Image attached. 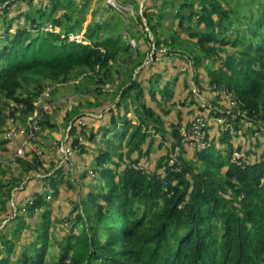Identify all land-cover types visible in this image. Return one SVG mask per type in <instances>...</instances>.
<instances>
[{
  "label": "trees",
  "instance_id": "trees-1",
  "mask_svg": "<svg viewBox=\"0 0 264 264\" xmlns=\"http://www.w3.org/2000/svg\"><path fill=\"white\" fill-rule=\"evenodd\" d=\"M18 1L3 0L0 6V133L17 112L26 116L33 111L34 97L46 81H66L87 71L108 77L121 53L129 55L128 65L140 58L137 45L110 33L117 28L112 23L89 22L81 42L71 39L84 18L72 20L64 13L68 2L39 0L32 11L7 14ZM115 1L134 7L130 0ZM256 6L258 11H253ZM108 8L115 19L122 15L116 7ZM124 15L128 21L130 15ZM19 17L24 21L15 22ZM143 18L153 40L144 30L137 41L143 38L149 49L153 45L151 62L120 91L116 112L103 114L96 129L80 131L90 145L78 136L66 145L79 155L92 150V169L88 172L89 165H82L79 170L81 179H94L90 186L81 185L73 206L81 230L68 233L51 264H264V151L257 158L234 157V149L250 153L264 141V0H152L139 9L136 21ZM44 23L51 27L41 31ZM211 88L218 94L201 95ZM223 90L234 104L228 103ZM195 98L200 112L186 128L191 133L199 119L204 143L192 157L186 147L189 133L181 134L178 115L186 100L192 105ZM202 101L209 106L202 107ZM206 112L224 119L213 132L212 125L205 126ZM173 113L177 121L161 118ZM80 118L84 116L71 118L69 135H75ZM247 121L257 127L242 131ZM1 143L5 155L25 173L37 170L38 158L28 159L32 147L25 146L21 157L16 155L17 141ZM157 149L165 154L151 169L145 156ZM72 153L61 156L63 165L52 169L42 191L26 198L24 191L10 219L14 225L0 230L6 232L0 235V264H50L46 190L51 186L57 193ZM15 183L6 180L0 188H6L7 196L11 189H24V182L18 185L22 188L12 186ZM35 214L40 217L39 233L16 252L14 241L26 229L25 217Z\"/></svg>",
  "mask_w": 264,
  "mask_h": 264
},
{
  "label": "rangeland",
  "instance_id": "rangeland-1",
  "mask_svg": "<svg viewBox=\"0 0 264 264\" xmlns=\"http://www.w3.org/2000/svg\"><path fill=\"white\" fill-rule=\"evenodd\" d=\"M110 1H114V4L112 5L111 3H109ZM130 1L133 2L135 9L131 4L122 6L115 0H63V5H66L67 2L69 3V6H63V8H65L63 9V12L67 13V15H70L72 20L79 17L84 18L82 20L81 30L79 28V33L77 35H72L71 39H76L77 37L81 41L89 22L100 24L105 22L112 23L115 26L117 25V28L113 27V29H109L111 30L110 33H113L114 36H121L123 40L129 42L133 47L137 45L136 48H138V50L141 49L139 56L140 58L133 64L129 63L128 65L127 62L129 59V55L121 53L119 57H117L116 61L113 62L108 77L101 76V74L97 75L96 73L87 71L76 73V75L72 79L69 78L66 81H46L45 83H43V89L34 97L36 105H34L33 111L28 113L26 116L22 112H17L16 117L14 118L15 120L11 119L8 122V129L10 128L9 126L12 125V127L25 126L27 123V118L30 115L33 116L35 114V111L40 115V113L43 111V115L39 119V128L36 131L35 137L30 143L32 151L29 152L28 158L29 160L34 156L38 158V161L40 162L37 163V170H32V172H28V174L25 173L23 168L15 159H11V156L5 155V151H3L5 148L2 146V143L0 144V183L10 179L16 181V183L12 185L14 187H18L20 183H25L23 190L11 189L8 196L6 188H0V230L4 225L8 223H11V226L9 228L14 225V222H10V219L14 218V209H18L19 204L22 203L23 197L26 198L30 195L33 196L36 191H42L41 189L44 188V185L46 184V178L54 172V170L52 171V169H57L58 167L63 165L62 162L65 161L64 158H66V156L64 155L62 161L61 156H63V154L72 153L70 149L65 148L67 143H70L75 136H78L82 143L90 145L89 141L87 142L83 140V136L80 134V131L82 129H89V127L91 126L96 129L99 119L103 114L109 113L110 109H112L113 112H116V103L120 91L129 85L130 79L136 78L138 74L142 75L141 72L138 73L142 65H146L151 62L152 56L154 55L153 45H151L152 49H149V44L147 41L141 38V40H139L138 42L137 38L140 36V33L144 35V30L148 32V38L150 40H153V36L146 24L145 18H143V20L141 21L139 20V22L136 21V19L139 13V9L143 7L144 3L150 4L152 0ZM27 2L28 0H20L16 2L8 9L7 14H14L16 10L25 11L29 9L30 11H32L33 8L35 9V3H38L39 0H33L34 3L30 5L27 4ZM108 4L119 9L122 15L118 14L117 19H115L112 16V11H109ZM1 5H3V0H0V6ZM159 5L160 3H158L157 6ZM253 11H258V6L254 7ZM56 12L58 13L59 10ZM125 13H128L130 15L128 17V21L125 20ZM2 18L3 16H0V19ZM17 21L23 22L24 19L23 17H19L15 20V22ZM128 23L129 26H125ZM50 27L51 26L49 24L44 23L43 27L40 28V30L45 31ZM0 28H2V24H0ZM13 29L14 27L11 28L12 31ZM53 30L57 31L58 27H53ZM142 51H146L148 52V54L145 55L142 53ZM184 59L186 58L184 57ZM140 61H143V63L139 66L137 64ZM157 62L159 61L156 60L155 63ZM99 76H101L100 82H98ZM20 91L22 92V90ZM42 92L46 94H43ZM222 93H226V95L230 96V94L226 90H223ZM217 94V91L213 90L212 88L210 89V92L201 93L202 96H209L210 98L213 97V95ZM226 95L224 96L226 97ZM59 100H65V103H57V101ZM194 102V104L189 105L191 103H189L187 99V106L180 107V115H178V118H180L181 123V134L185 137L188 136L187 134L189 133L186 126H189V124H191V122L195 120L196 116H198V113L200 112L198 110V102L196 98ZM50 103H52V106L50 105ZM45 104L50 105V108L42 110ZM71 114L72 119L80 117L82 115L84 116V118L79 119L81 124L78 123L80 127L76 128L77 131L75 135H69L68 132L72 123L70 118ZM161 118L164 121L169 120L170 118H173L174 121H177V119L175 118V113H173L172 115H161ZM203 119H206L205 126L212 125V132L216 129V125L217 123H219V121H224L223 118L218 119V121L211 116L209 117L208 112L205 113V118L203 117ZM252 126L257 127L253 122L251 123L247 121L243 126H241V128L243 131L244 129H248ZM166 127H168V124H166ZM230 129H232L233 131V128ZM258 130L260 134L261 129ZM7 132L8 130L5 129L2 133H0V141H3L7 138ZM203 134L204 132H201L198 129L194 132L189 133L190 141H186V147L192 157L195 155V152L200 149L199 147H201V145L204 143V141H202ZM156 137L164 139L160 134H157ZM241 137L243 138V136ZM261 138L264 139L263 134ZM232 142L234 143V147H236V145L239 143V139L235 136L232 138ZM249 142L254 143L256 142V140H250ZM262 142L263 145L261 147L253 149L250 153L248 151H244L246 148H244L242 151H237L234 149V157L240 158L241 160L259 157L261 152L264 151V141ZM214 144H216L217 146H221L218 140H215ZM156 145L157 144L155 143L154 148L156 147ZM67 149L68 152H65ZM36 150L40 151L39 156L34 154V151ZM91 153L92 150H90V152L79 155V153L74 150L70 159L65 164L66 167L63 171V182L58 184L57 193L53 194V189L51 188V186H48L46 190V200L49 201V205H47L45 209L50 211V225L48 228V232L51 235L46 253V260L49 261L50 264L58 258L61 251L60 243L63 242L68 233L70 231H73V233L76 234L82 228V223L76 220L77 213L73 210L75 207L74 205L76 204V201L79 197V190H83V186L85 188L86 186H90L93 183V175L81 179L80 176L82 172L81 170H79L80 166L82 165H89V168L86 170L88 172L92 169L94 162L92 160ZM163 154H165V152L158 149L152 150L150 152L151 156H145V164H148L151 169L155 168L157 159ZM173 155L174 154L170 156L172 157ZM81 185L83 186L81 187ZM24 191L27 192V195H24L22 197ZM13 192L14 198H12ZM2 201L6 203V206L1 203ZM41 212L42 211L39 210V213ZM25 218L27 221L25 225L26 229L21 234L19 239L17 241H14L16 245V252L20 250L19 246H22L26 242L33 240L34 235L39 233L36 230L39 227L40 223L39 215L35 214L33 216H26ZM6 231H9L8 228ZM5 233H0V235Z\"/></svg>",
  "mask_w": 264,
  "mask_h": 264
},
{
  "label": "built area",
  "instance_id": "built-area-1",
  "mask_svg": "<svg viewBox=\"0 0 264 264\" xmlns=\"http://www.w3.org/2000/svg\"><path fill=\"white\" fill-rule=\"evenodd\" d=\"M109 3H111L112 5L114 4V1H110ZM77 41H80L79 38L76 37ZM224 95H226V93H224ZM227 101L230 104H234L235 101H233L230 96L226 95ZM62 102L65 103V100H63ZM50 105L52 106V103H50ZM50 105L45 104L42 108L46 109V108H50ZM202 107H206L209 106V104L206 101H202L201 103ZM43 111L40 113V115L38 113H36L32 116L28 117V121H29V125H30V130L27 134H25V130L24 129H9L7 132V139L10 141V143H12V137L15 136L16 134H25L24 138L22 139L20 145L17 147L16 149V155L21 156V157H25V146L28 145L29 140L33 137L34 135V130L38 127V118L40 116H42ZM201 121L199 119L196 120L194 127L192 128V132L196 131L197 129H200L201 126ZM69 149V148H68ZM68 149L65 152H68ZM69 153L64 154L65 156H67Z\"/></svg>",
  "mask_w": 264,
  "mask_h": 264
},
{
  "label": "clouds",
  "instance_id": "clouds-1",
  "mask_svg": "<svg viewBox=\"0 0 264 264\" xmlns=\"http://www.w3.org/2000/svg\"><path fill=\"white\" fill-rule=\"evenodd\" d=\"M140 10H142V7L140 8ZM78 34V33H77ZM76 34V35H77ZM76 40V39H75ZM77 41V40H76ZM81 41H82V39H81ZM81 41H79V42H81ZM43 94H46V93H43ZM63 100H59V101H57V103H59V102H61V103H64V102H62ZM34 105H36V103L34 102ZM43 115V114H42ZM31 116V115H30ZM41 117V116H40ZM40 117L38 118V127L36 128L37 130H38V128H39V119H40ZM13 126V125H12ZM12 126H9L10 128L9 129H24L25 130V134H27L28 132H29V130H30V125H29V121H28V118H27V123H26V125L25 126H19V127H12ZM7 130H9L8 129V127L6 128ZM35 129V130H36ZM34 130V131H35ZM25 134H16L15 136H13L11 139H12V143H10V141L6 138L5 140L7 141V143L9 144V145H15L16 144V141L18 142V144L16 145V149H17V147L20 145V143H21V141H22V139L24 138V136H25ZM4 139V138H3ZM30 141H29V143H28V145L27 146H30ZM65 148H67V147H65ZM35 153H40V151H38V150H36V151H34ZM70 154V153H69ZM68 154V155H69ZM67 155V156H68ZM66 156V157H67ZM22 186H20V187H18V188H21ZM13 195H14V193H12ZM17 209H15V211H16Z\"/></svg>",
  "mask_w": 264,
  "mask_h": 264
},
{
  "label": "water",
  "instance_id": "water-1",
  "mask_svg": "<svg viewBox=\"0 0 264 264\" xmlns=\"http://www.w3.org/2000/svg\"><path fill=\"white\" fill-rule=\"evenodd\" d=\"M141 6H142V4H141Z\"/></svg>",
  "mask_w": 264,
  "mask_h": 264
}]
</instances>
